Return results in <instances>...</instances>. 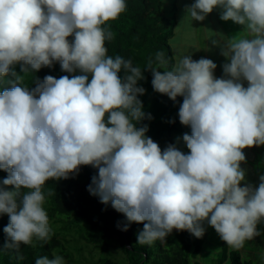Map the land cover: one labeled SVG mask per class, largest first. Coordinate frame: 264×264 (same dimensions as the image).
Here are the masks:
<instances>
[{
	"label": "clouds",
	"instance_id": "obj_1",
	"mask_svg": "<svg viewBox=\"0 0 264 264\" xmlns=\"http://www.w3.org/2000/svg\"><path fill=\"white\" fill-rule=\"evenodd\" d=\"M126 8V0H0V77L13 78L0 91V170L8 174L2 185L14 188L0 187V214L9 217L4 249L15 250L17 259L21 244L51 238L45 183L74 177L81 166L98 169L87 190L124 215L123 230L143 224L141 245L164 242L173 231L202 238L205 221L234 249L261 235L264 175L258 187L241 186V163L245 148L264 145V0H195L186 8L193 21L220 8L221 20L244 26L247 36L224 45L211 40L229 61L222 78L211 59L177 61L174 37V67L161 72L149 58L144 68L155 92L172 101L183 97L178 116L190 126L182 136L187 154L175 144L162 150L146 136L148 125L137 126L152 119L138 98L146 92L138 86L143 71L107 55L105 42L114 33L104 25ZM155 61L168 63L163 51ZM54 63L80 74L20 86L16 65L27 74ZM35 264L65 262L43 256Z\"/></svg>",
	"mask_w": 264,
	"mask_h": 264
},
{
	"label": "trees",
	"instance_id": "obj_2",
	"mask_svg": "<svg viewBox=\"0 0 264 264\" xmlns=\"http://www.w3.org/2000/svg\"><path fill=\"white\" fill-rule=\"evenodd\" d=\"M172 3L175 13L168 18L162 11V0H126V11L118 19L104 25L114 33V39L105 42L107 55L130 59L134 66L143 71L144 79L138 81V86L144 87L146 92L138 98L142 101V110L151 114L152 119H143L137 126L148 125L146 136L157 142L162 150L169 144H174L175 135L191 134L190 126L182 125L179 121L178 111L183 97L178 96L176 101H172L167 95L155 92L151 84L152 73L144 70L149 58L153 60L152 66L161 72L174 67L170 40L174 37L177 0H172ZM158 51H163L168 61L164 66L155 61ZM15 71L23 77L20 86L29 88L35 87L36 78L42 80L46 75L55 78L68 75L71 78L72 75L80 74L63 72L59 63L27 74L21 73L20 66L16 65ZM119 75L123 78V70ZM11 79V76L0 77V91L11 87L8 83ZM7 175L0 170L2 180ZM94 175H98V169L81 166L74 177L45 183L42 188L46 197L44 208L52 235L47 242L34 237L31 245L21 244L19 255L23 259H17L15 250L4 249L8 238L3 228L8 224L9 217L7 214H0V264H35L36 259L43 256L49 259L61 256L65 264H81L84 247H91L90 252L100 250L109 254V257L106 255L108 258H97L89 264H116L109 253L113 251L114 244L111 242L114 240L116 248L125 257V264H188L190 257L194 260L193 264H199L196 260L199 259L208 235L206 229L202 238H196L188 231H173L164 242L157 240L152 245H141L137 243V234L143 229V224L132 223L127 231L123 230L126 223L124 215L113 209L110 203L102 204L98 196L89 193L87 188ZM2 180L0 187H6L2 185ZM21 191L23 193L28 190ZM219 256L217 264H241L242 255L236 250L231 251L226 243L222 244ZM251 262L252 260H247L244 263Z\"/></svg>",
	"mask_w": 264,
	"mask_h": 264
},
{
	"label": "rangeland",
	"instance_id": "obj_3",
	"mask_svg": "<svg viewBox=\"0 0 264 264\" xmlns=\"http://www.w3.org/2000/svg\"><path fill=\"white\" fill-rule=\"evenodd\" d=\"M194 2L195 0H177L176 26L174 39L172 41V44H174V56L177 61H179L180 55L185 52V55H191L193 60H199L200 58L211 59L217 65V68L214 70L215 77L222 78V66L229 61L221 55V47L213 46L211 40L216 39L221 45H224L232 37L237 35L247 36V33L244 31V26L238 25L232 21L221 20L220 13L222 10L220 8L214 9L202 22L193 21L190 16H187L186 8ZM172 4V0H162V11L168 18L172 17L175 13L172 10ZM183 45L187 48L178 47ZM244 86L247 87L246 81H244ZM182 136L183 134L175 135L173 137L174 144L187 154L190 150L187 149L186 145L183 143ZM177 138H180L179 143H177ZM256 151L260 152V159L264 160V145L258 146ZM255 168L258 173L264 175V169L262 167L256 164ZM257 172L255 171L256 176ZM1 180L0 178V184ZM6 189L10 191L14 190L12 186H6ZM257 227L261 235L252 240L245 241L243 248L234 249L227 245L231 251H240L242 255L241 264H245L244 261L251 257L250 252L255 254L250 258L252 260L251 264H264V222L258 224ZM204 228L208 235L202 246V251L198 257L199 259L196 261H199V264H217V260L220 259L219 253L221 252L222 244L226 242L221 240L215 229L208 225L207 221H205ZM115 242L116 240L111 242V244H114L112 247L113 251L109 252L111 254V259L116 264H125V257L116 248ZM90 250L91 247H84L82 249L81 261L79 260L81 264H89L90 261L95 262L97 258L103 259L109 257L107 252H102L100 250L90 252ZM107 254L108 257L106 256ZM193 261V258L190 257L188 264H193ZM224 264L229 263L225 262Z\"/></svg>",
	"mask_w": 264,
	"mask_h": 264
},
{
	"label": "crops",
	"instance_id": "obj_4",
	"mask_svg": "<svg viewBox=\"0 0 264 264\" xmlns=\"http://www.w3.org/2000/svg\"><path fill=\"white\" fill-rule=\"evenodd\" d=\"M180 48H187L185 45L183 46H178ZM174 51V50H173ZM185 56V52L180 55V59ZM258 146H253L251 148H245L243 151L246 156V162L241 163V168L245 170L246 176H245V181L242 182L243 186L244 184H251L254 187H258L260 181L259 177L262 175L257 172L255 165L257 164L258 166L262 167L264 169V160L260 159V152H257L256 149ZM255 171L257 172L258 176L255 175ZM205 222L203 223L204 226ZM238 251V250H236ZM240 253V251H238ZM241 254V253H240ZM250 256L252 257L253 254L250 252ZM251 257H249L247 260L251 261ZM245 260L244 262H246ZM261 260V259H260Z\"/></svg>",
	"mask_w": 264,
	"mask_h": 264
}]
</instances>
